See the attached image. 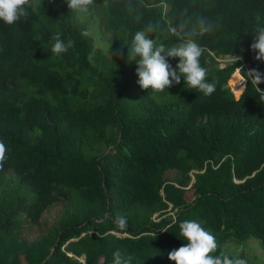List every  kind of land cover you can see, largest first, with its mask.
<instances>
[{"label":"trees","instance_id":"trees-1","mask_svg":"<svg viewBox=\"0 0 264 264\" xmlns=\"http://www.w3.org/2000/svg\"><path fill=\"white\" fill-rule=\"evenodd\" d=\"M35 1L0 22V264H113L117 250L175 264L183 220L217 253L243 258L229 245L250 239L264 252V78L251 73L264 77V61L249 47L264 0H105L107 57L92 62L65 0ZM138 30L165 51L194 40L215 90L140 88L128 59ZM56 33L71 42L59 55Z\"/></svg>","mask_w":264,"mask_h":264},{"label":"clouds","instance_id":"clouds-1","mask_svg":"<svg viewBox=\"0 0 264 264\" xmlns=\"http://www.w3.org/2000/svg\"><path fill=\"white\" fill-rule=\"evenodd\" d=\"M91 2L92 0H65L67 8L74 14L87 13ZM30 7H35L34 0H0V22L13 25L27 15ZM81 34L87 36V29ZM52 41L50 51L57 55L66 52L71 46L70 41L66 43L60 39V33L54 34ZM249 47L254 50L257 59L264 61V26H257ZM201 51V47L194 40H187L165 51L163 45H154V41L145 31L138 30L132 35L128 59L135 61L136 83L142 89L164 91L183 79L184 86L187 85L188 89H195L207 96L215 90L216 85L206 79V69L199 59ZM166 57L178 58L174 67ZM251 73L258 83L264 78L255 69ZM3 152L4 145L0 143V158L3 157ZM119 223L124 227L122 217L119 218ZM179 232L186 243L167 254L168 259L175 264H246L243 258L217 253L215 237L196 220L181 221ZM113 264H132V257L122 256L117 250L113 252Z\"/></svg>","mask_w":264,"mask_h":264},{"label":"rangeland","instance_id":"rangeland-1","mask_svg":"<svg viewBox=\"0 0 264 264\" xmlns=\"http://www.w3.org/2000/svg\"><path fill=\"white\" fill-rule=\"evenodd\" d=\"M35 4L36 1L34 0ZM88 12L84 14H74V26L78 29H87L88 37L92 40V53L89 60L92 62L96 56L107 57L108 34L103 30L101 24L105 14V0H92L88 6ZM240 58V54L235 56H227L215 59L218 68H223L227 64ZM230 90L237 88V84L234 80L227 84ZM235 96V95H234ZM173 178H178V175L174 172L171 173ZM193 182V177H190V183ZM61 211V208H54L48 213V218L53 221L56 214ZM167 216H173V212L169 211ZM234 251L235 253H242L243 259L246 264H264V252L259 247L258 240L250 239L245 243H233L231 242L228 248V252ZM83 262V259H79ZM81 264V263H80Z\"/></svg>","mask_w":264,"mask_h":264},{"label":"water","instance_id":"water-1","mask_svg":"<svg viewBox=\"0 0 264 264\" xmlns=\"http://www.w3.org/2000/svg\"><path fill=\"white\" fill-rule=\"evenodd\" d=\"M244 83H245V81H244ZM243 88H244V86H243ZM243 90V89H242Z\"/></svg>","mask_w":264,"mask_h":264}]
</instances>
